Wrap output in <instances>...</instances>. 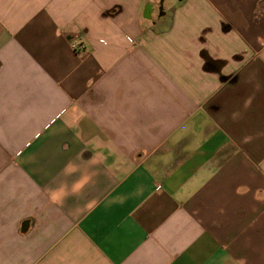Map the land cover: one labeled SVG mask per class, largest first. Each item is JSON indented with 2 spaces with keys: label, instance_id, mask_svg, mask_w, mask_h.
<instances>
[{
  "label": "crops",
  "instance_id": "0c3cea01",
  "mask_svg": "<svg viewBox=\"0 0 264 264\" xmlns=\"http://www.w3.org/2000/svg\"><path fill=\"white\" fill-rule=\"evenodd\" d=\"M0 264H264V0H0Z\"/></svg>",
  "mask_w": 264,
  "mask_h": 264
},
{
  "label": "built area",
  "instance_id": "2783aa9c",
  "mask_svg": "<svg viewBox=\"0 0 264 264\" xmlns=\"http://www.w3.org/2000/svg\"><path fill=\"white\" fill-rule=\"evenodd\" d=\"M80 44H77L76 46L74 45V47H77V46H79Z\"/></svg>",
  "mask_w": 264,
  "mask_h": 264
}]
</instances>
